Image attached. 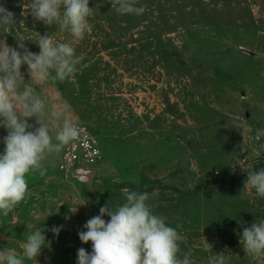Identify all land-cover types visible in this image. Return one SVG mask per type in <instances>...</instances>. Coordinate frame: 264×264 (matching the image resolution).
I'll use <instances>...</instances> for the list:
<instances>
[{
  "label": "rangeland",
  "instance_id": "1",
  "mask_svg": "<svg viewBox=\"0 0 264 264\" xmlns=\"http://www.w3.org/2000/svg\"><path fill=\"white\" fill-rule=\"evenodd\" d=\"M3 2L15 16V26H0L9 50L22 43L38 53L39 35L48 34L82 56L64 81L20 71L45 101L52 134L57 117L70 119L96 137L103 158L88 182L63 180L64 147L26 173L24 199L0 215V249L23 264H76L78 249L91 252L77 233L100 207L122 204L128 189L150 194L153 213L178 232L192 264L221 253L226 264H264L239 240L264 219V198L243 195L247 171L264 168V0H137L140 15L118 13L116 0H89L90 29L78 41L35 20L27 0ZM6 135L0 127V139ZM37 227L46 243L30 260L23 245Z\"/></svg>",
  "mask_w": 264,
  "mask_h": 264
},
{
  "label": "clouds",
  "instance_id": "2",
  "mask_svg": "<svg viewBox=\"0 0 264 264\" xmlns=\"http://www.w3.org/2000/svg\"><path fill=\"white\" fill-rule=\"evenodd\" d=\"M30 14L45 25H58L74 40H81L90 29L88 18L94 10L89 0H27ZM120 14L140 15L143 6L137 0H116ZM15 16L0 0V26H15ZM38 53L28 50L22 43L9 50L0 40V127L7 135L0 139L4 145L0 151V215H7L24 199L28 185L25 174L41 169L47 155L59 153L65 145L81 137L78 125L70 119L57 117L52 134L44 118L48 115L45 101L32 86H24L21 66H26L31 78L37 82L64 81L77 70L82 56L76 54L71 42H55L48 34L39 35L36 42ZM35 118L39 125L34 130L28 119ZM259 139V136H257ZM243 195L253 191L264 198V168L247 171ZM124 202L113 210L110 204L99 208V214L88 219L78 232L82 243L91 242V252L80 248L76 264H192L190 253L181 252L178 232L165 223L162 216L154 214L148 203L147 192L123 190ZM85 205V204H80ZM79 205V206H80ZM110 205V206H109ZM77 210V207L73 212ZM107 216L105 221L102 217ZM53 227V234L59 233ZM245 252L264 255V219L243 228L239 237ZM45 236L37 227L26 236L23 255L35 259L45 247ZM205 248L210 245L205 242ZM0 264H23V259L14 251H0ZM209 264H226L223 253L216 254Z\"/></svg>",
  "mask_w": 264,
  "mask_h": 264
},
{
  "label": "built area",
  "instance_id": "3",
  "mask_svg": "<svg viewBox=\"0 0 264 264\" xmlns=\"http://www.w3.org/2000/svg\"><path fill=\"white\" fill-rule=\"evenodd\" d=\"M79 126L81 137L65 145L57 163V170L66 182H74L81 171L89 172L103 158L96 137L84 126Z\"/></svg>",
  "mask_w": 264,
  "mask_h": 264
},
{
  "label": "water",
  "instance_id": "4",
  "mask_svg": "<svg viewBox=\"0 0 264 264\" xmlns=\"http://www.w3.org/2000/svg\"><path fill=\"white\" fill-rule=\"evenodd\" d=\"M79 179L83 182L89 181L90 172L81 171L78 173Z\"/></svg>",
  "mask_w": 264,
  "mask_h": 264
},
{
  "label": "crops",
  "instance_id": "5",
  "mask_svg": "<svg viewBox=\"0 0 264 264\" xmlns=\"http://www.w3.org/2000/svg\"><path fill=\"white\" fill-rule=\"evenodd\" d=\"M55 206V205H54ZM52 213H57V210L56 209H54L53 210V212ZM50 214H51V212H50ZM52 215V214H51ZM56 215V214H55ZM64 215H65V217H67V214H66V212L64 213ZM0 251H3L2 249H0ZM3 252H5V251H3ZM36 264H41V263H36Z\"/></svg>",
  "mask_w": 264,
  "mask_h": 264
}]
</instances>
